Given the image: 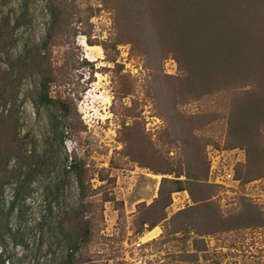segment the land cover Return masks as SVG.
Wrapping results in <instances>:
<instances>
[{
	"label": "rangeland",
	"instance_id": "obj_1",
	"mask_svg": "<svg viewBox=\"0 0 264 264\" xmlns=\"http://www.w3.org/2000/svg\"><path fill=\"white\" fill-rule=\"evenodd\" d=\"M246 1L264 32V0ZM131 15L125 0H0V82L18 81L0 131V264H264V186H250L264 127L250 149L231 129L233 106L264 89L192 82ZM44 84L57 105H38ZM208 153L237 164L238 188L210 184ZM177 171L186 190L170 195Z\"/></svg>",
	"mask_w": 264,
	"mask_h": 264
},
{
	"label": "trees",
	"instance_id": "obj_2",
	"mask_svg": "<svg viewBox=\"0 0 264 264\" xmlns=\"http://www.w3.org/2000/svg\"><path fill=\"white\" fill-rule=\"evenodd\" d=\"M125 1L130 8L132 21H135V30L147 31L154 24L157 34L153 38L159 39V44L176 57L180 69L192 82L201 83L205 89H218V85L223 82L238 80L247 84L256 77L264 89V32L253 29L256 21L252 22L250 14L243 12V8L252 12V7L247 5L246 0H152L153 5L151 0L149 3L144 0ZM257 23L260 24L259 18ZM12 78L13 74L9 71L0 82V106L3 108L0 114V131L10 119L8 115L16 99L15 83L18 81ZM37 103L42 107L57 105L49 97L47 84L42 86ZM231 121V129L242 136L239 142L250 149L253 138L264 127V97L259 92L253 93L251 98L233 106ZM2 152L8 155L10 150L0 147V155ZM245 152L248 153L246 150ZM30 157L37 162L40 154L34 149ZM69 168L76 169L73 164ZM175 174L179 180L173 182L176 186L170 190V195L186 190V181L180 180L184 173L177 171ZM20 176L17 178L19 184L14 189L11 212L15 210L18 201L24 198L27 190L26 183L29 181H20ZM237 178L240 179L238 170ZM162 189L163 185L160 193ZM76 249L77 245L70 251L74 252ZM72 257L70 255L69 261ZM1 263L5 264L6 260L2 259Z\"/></svg>",
	"mask_w": 264,
	"mask_h": 264
},
{
	"label": "built area",
	"instance_id": "obj_3",
	"mask_svg": "<svg viewBox=\"0 0 264 264\" xmlns=\"http://www.w3.org/2000/svg\"><path fill=\"white\" fill-rule=\"evenodd\" d=\"M215 153L216 155L217 154H220V151L219 150H216L215 149ZM240 152V150H232V151H229L228 153L230 152ZM226 153V151L222 154ZM226 153V154H228ZM214 154V153H213ZM211 154V153H208V156H209V162H210V167H209V182L210 184H216V185H223V186H228V184H231V187H228V188H238L239 185L241 184V181L236 177V174H235V167L237 166V164H232V165H228L225 163V165L222 166V169H218L217 166L219 163H221L222 161V157L221 158H217L216 155L214 154ZM218 160V161H217ZM226 162V161H225ZM226 165L229 166V168L226 169ZM220 166V165H219ZM264 186V179L262 180H259V181H255L253 182L252 184H250V186ZM227 188V187H226Z\"/></svg>",
	"mask_w": 264,
	"mask_h": 264
}]
</instances>
